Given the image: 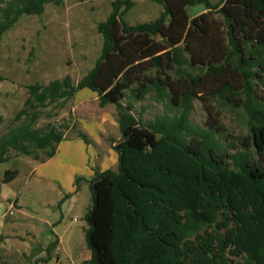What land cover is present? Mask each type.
Segmentation results:
<instances>
[{"label":"trees","instance_id":"1","mask_svg":"<svg viewBox=\"0 0 264 264\" xmlns=\"http://www.w3.org/2000/svg\"><path fill=\"white\" fill-rule=\"evenodd\" d=\"M60 1L0 2V43L22 16ZM151 1L163 12L136 25L125 20L134 1L112 3L97 27L101 55L77 83L67 75L28 87L21 124L0 139V164L12 150L53 158L65 133L39 127L37 108L88 89L116 107L121 138L118 169L96 168L88 180L87 264H264V0ZM197 5L204 11L191 16ZM148 99L163 111L143 121L134 104ZM222 111L239 114L248 134L231 133ZM17 176L6 171L4 183Z\"/></svg>","mask_w":264,"mask_h":264},{"label":"rangeland","instance_id":"2","mask_svg":"<svg viewBox=\"0 0 264 264\" xmlns=\"http://www.w3.org/2000/svg\"><path fill=\"white\" fill-rule=\"evenodd\" d=\"M3 1L10 0H0ZM114 1L50 2L45 5L42 15L22 16L4 35L0 43V139L21 124L23 119L17 120L16 116L27 107L25 102L30 85H47L67 75L77 83L95 66L103 47V37L97 27L112 12ZM132 1L135 5L125 16L132 25L154 21L163 12V6L151 0ZM209 1L216 5L222 0ZM203 11L202 5L189 9L191 16ZM134 106L136 116L143 121L152 120L163 111L161 104L150 99ZM37 110L40 112L39 127L52 123L65 133L67 141L61 157L78 158L73 165L75 184L77 178L83 177L78 174L86 176L104 156H107L109 169H118L114 147L121 132L114 105L101 106L96 93L83 89L69 101ZM205 117L206 112L197 101L192 118L199 123ZM221 120L234 135L248 134L242 117L236 112L222 111ZM74 127L89 135L90 144L82 138L76 139ZM8 155V161L0 164V221L5 223L2 229L0 226L3 262L87 264L91 252L86 242L89 228L86 216L92 206L87 178L83 177L77 193L64 199L57 183H51V179L43 182L40 178L50 167L38 169L47 158L46 151H38V159L13 150ZM8 170L17 171L18 176L14 181L4 183Z\"/></svg>","mask_w":264,"mask_h":264},{"label":"crops","instance_id":"3","mask_svg":"<svg viewBox=\"0 0 264 264\" xmlns=\"http://www.w3.org/2000/svg\"><path fill=\"white\" fill-rule=\"evenodd\" d=\"M77 138L78 137L76 135V139ZM66 141H67V139L65 137V139L58 146L57 153L53 158L47 160L45 163H41L40 165H38L39 170L46 167V165L50 166L48 171L46 172V175L41 174L40 178L42 179L43 182H46L48 179H51V183H57L61 187L59 194L62 198H64L66 195L71 194L73 196L74 193H77V188H76V184H75L74 177H73V171L75 170L73 165L75 164L74 163L75 161L77 162V160H76L77 157L74 156L70 160L61 157V150L65 146ZM73 141H75V140H73ZM68 146H71V145H68ZM88 147L89 146L86 147L87 150H89ZM84 149H85V147H83V150ZM106 157L107 156H104L102 158V160H100L99 164L95 163L96 167L94 169L99 168L100 171H104V170L109 169V167L107 165V158ZM97 158H99V157H97ZM86 160H87V157L85 156V162H86ZM94 174H95V171L91 169V170H88V173L86 174V176H84L81 173L78 175L86 177L87 181H88L94 176ZM71 199H72V197H71ZM0 222H2V220ZM1 224H0V226L2 229L3 224L5 225V223L2 222Z\"/></svg>","mask_w":264,"mask_h":264}]
</instances>
